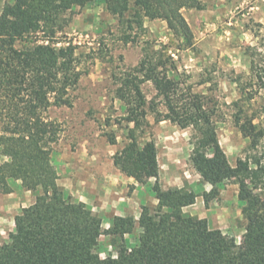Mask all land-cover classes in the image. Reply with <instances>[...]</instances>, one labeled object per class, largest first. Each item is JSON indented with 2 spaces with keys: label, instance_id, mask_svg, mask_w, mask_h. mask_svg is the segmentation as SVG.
Masks as SVG:
<instances>
[{
  "label": "trees",
  "instance_id": "trees-1",
  "mask_svg": "<svg viewBox=\"0 0 264 264\" xmlns=\"http://www.w3.org/2000/svg\"><path fill=\"white\" fill-rule=\"evenodd\" d=\"M92 0H12L0 12V192L21 187L35 194L32 204L14 216V227L0 243V264H264V104L248 109L264 92V45L247 46V74L231 80L239 98L232 104L234 123L249 140V151L232 165L222 149L214 109L195 95L178 96L176 66L163 53L145 52L134 73L121 78L116 94L128 105L127 143L113 155V164L139 184L154 179L155 204H142L132 214L114 215L103 228L100 216L85 202L75 200L58 183L51 150L59 126L47 116L51 106L73 105L71 91L82 75L76 45L58 46L61 19L75 6ZM183 8L202 9L200 0H106V9L118 18L130 13L129 30L144 31L143 18L162 19L172 33L193 43ZM130 35L126 36L128 39ZM150 81L165 110L147 101L141 84ZM168 120L191 128L189 163L202 183L208 207L219 186L233 180L242 203L244 232L239 242L211 228L184 208L198 194L185 182L163 188L153 140L139 141L138 130ZM115 143V136L110 137ZM101 235L110 249L99 245ZM133 238V239H130Z\"/></svg>",
  "mask_w": 264,
  "mask_h": 264
},
{
  "label": "rangeland",
  "instance_id": "rangeland-1",
  "mask_svg": "<svg viewBox=\"0 0 264 264\" xmlns=\"http://www.w3.org/2000/svg\"><path fill=\"white\" fill-rule=\"evenodd\" d=\"M8 2L12 0H0V12ZM200 2L202 9H182L193 34L191 46L176 37L162 19L145 17L144 31L136 26L129 30L130 13L123 18L112 15L106 0L75 6L60 21L57 45H76L82 75L71 91L73 105L51 106L47 111L60 129L51 161L58 173L57 183L75 200L91 207L103 228L111 224L114 215L132 214L137 219L142 204L157 202L150 189L154 179L139 184L113 164V155L127 143L128 129L133 126L126 119L128 105L116 91L121 78L134 73L145 48L161 51L176 66L179 97L190 100L199 95L214 109L219 143L232 165L249 151V140L234 123L232 103L239 93L231 79L249 71L247 46L264 45V0ZM141 89L147 101L165 110L150 81L143 82ZM262 104L264 92L248 109H258ZM146 117L149 125L137 131L138 138L141 143L153 140L156 144L160 184L166 189L187 182L198 196L184 211L205 218L211 228L239 242L244 228L237 184L233 180L223 182L219 195L206 207L202 193L211 186L201 182L189 163L191 128L182 129L168 120L155 122L151 113ZM111 136H115L114 144ZM34 200L35 194L21 187L11 193L0 192V243L12 231L14 216ZM99 245L110 249L108 236L101 235Z\"/></svg>",
  "mask_w": 264,
  "mask_h": 264
}]
</instances>
